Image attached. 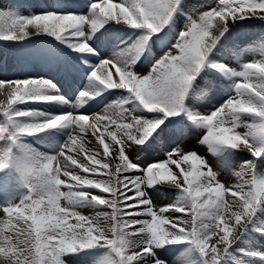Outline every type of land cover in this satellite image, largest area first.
I'll list each match as a JSON object with an SVG mask.
<instances>
[{
  "label": "snow or ice",
  "instance_id": "snow-or-ice-1",
  "mask_svg": "<svg viewBox=\"0 0 264 264\" xmlns=\"http://www.w3.org/2000/svg\"><path fill=\"white\" fill-rule=\"evenodd\" d=\"M61 7H86L87 14L0 12V41L51 36L76 54L75 65L65 70L71 74L82 66L87 79L71 96L61 95L44 77L0 79V95L6 97L0 100V116L11 126H0V140L6 142L0 148V171L14 168L25 189L19 199L0 204V264H69L80 253L96 258V264H168L159 250L170 246H184L179 264H228L230 259L238 264L233 245L252 233L264 237V173L258 171L264 162V49L261 59L242 63L239 70L223 62L221 54L238 21H264V0H219L195 18L187 15L179 29L183 0H68ZM106 25H123L136 34L124 38ZM109 43L119 51L100 58L97 47ZM142 57L151 64L146 75L136 71ZM206 70L231 81L234 94L201 114L195 98L218 87L207 73L201 76ZM110 96L116 99L102 113L76 114L89 113L93 105L84 107L89 101L99 104ZM33 104L66 105L71 111L17 107ZM189 125L206 130L201 143L214 154L251 153L253 159L235 172L236 184L225 187L204 158L178 146L166 160L143 166L126 154L133 146H163ZM56 129L67 130L68 138L51 153L23 141ZM89 133L102 146L103 158L86 151ZM80 153L86 163L78 159ZM164 185L177 189L178 196L174 204L156 209L149 190ZM100 206L106 210L95 216L77 211ZM98 249L106 251H88ZM235 251L264 261L259 250Z\"/></svg>",
  "mask_w": 264,
  "mask_h": 264
},
{
  "label": "rangeland",
  "instance_id": "rangeland-1",
  "mask_svg": "<svg viewBox=\"0 0 264 264\" xmlns=\"http://www.w3.org/2000/svg\"><path fill=\"white\" fill-rule=\"evenodd\" d=\"M83 1L85 2V0H78V2H80V3H83ZM113 1H115V0H113ZM216 1H217V3H216ZM44 2H45V4H50V7L54 6V4H55L54 7H61L62 4H67L68 0H48V1L47 0H45V1H43V0H38V1L37 0H0V12H3V13L8 12L11 15L12 14L15 15L16 13H20L23 15V14H26V12H29L30 10H33L34 8L38 7L39 4H40V6L43 5ZM115 2L118 3L119 0H116ZM218 3H219L218 0H183L185 10L178 13V18L176 20L177 29L182 28L184 23H186V16L187 15H192L193 18H195L201 12L209 10L210 7H214ZM28 4L31 6H29ZM58 9L80 11L81 13H77V14H84V12H85L84 10H86L87 8L84 7L81 9H74V8H62L61 7ZM9 23H10V21H9ZM105 27L112 28L113 33L118 34V35L125 37V38L134 37V35L136 34L134 32V30H132V29H125L124 30V28H122V27H126V26H122V25H114V26L113 25H106ZM101 31H103V30H101ZM229 31L232 33V36L230 37L229 41L226 44V47H225L223 53L221 54V60L223 62H227L230 67H233L236 70H239V68L242 64L241 63L242 59L247 58V57L252 58L255 56H259V55L261 56L260 51H261V49H264V21H259L257 19L238 21L237 24L234 25ZM50 37L51 36H48V35H38V36L33 35L24 41H9V42L0 41V62H3V64H5L6 66H7V64L9 66H13L16 64L15 62H17L16 61L17 58H19L21 60V58H20L21 55H29V53L38 55L37 56L38 58L39 57H43V58L46 57L45 59L49 60V66L46 64L47 67L45 69H42L45 71L44 73H46V79L49 81L51 80L50 77L47 76L48 75L47 71L49 72V70L54 69L55 73H56L55 75H58L55 77H59V76L61 77V78L60 77L59 78L63 82L62 85L65 87V90L77 92V90H79V88H77L76 86H84L85 87V85L87 84L86 73L83 71L82 66H77V70L74 71L73 73L69 74L65 70L66 66L69 63H73L75 65L76 54L73 53L70 49H67L65 47V45L56 41L53 37H51V38ZM109 44H107L109 47H107L106 44L105 45L103 44L104 46L101 45V46L97 47V51L100 53V58L113 57L115 55L114 53L119 51V49L116 50V48H113L114 47L113 43H112L113 45L111 43H109ZM111 45H112V48L110 47ZM104 47H107V49H105ZM165 51H167V49H165ZM153 52L156 53L157 55L162 54L158 51V49L156 47H153ZM107 53H109V54L107 55ZM257 53H259V54H257ZM150 67H151L150 62L144 61V58L142 57L141 62L136 65V71L141 75H146L148 73V71L150 70ZM38 69H40V68H38ZM59 71H61V72H59ZM74 73H75V77H74ZM206 73L209 77H211L217 81L218 87L211 94H209L207 96V99H206V97H200L199 94L197 96L198 98L196 97L197 98L196 103L198 105L197 106L198 108L195 110L199 111L201 114H209L214 106L218 107V105L222 104L224 102V100L226 101V99L229 98V95L232 94V92L230 91V84L232 83L231 81L227 80L225 77H223L219 73H213L212 70H206V72H202L201 76H205ZM8 77L11 79L13 77H15V79L18 78V76L15 74H12V75L9 74ZM113 77L115 79V76H113ZM74 79H75V82H73L71 85L65 84L66 80L74 81ZM116 92H117V96H118L120 94V91L116 90ZM0 97H2V96L0 95ZM200 98H201V100H200ZM211 99H212V101H211ZM218 100H220V101H218ZM199 101H200V103H199ZM213 103H215V104H213ZM208 104H210V105H208ZM204 105H206L205 108H204ZM32 106L34 107V109H41V112H43V111L47 110L49 104H47V107H46V104H33ZM201 107H202V109H201ZM55 112H57V111H55ZM245 118L248 119L247 117H245ZM8 127H11V126H8ZM244 130L245 129H239V131H244ZM205 134H206L205 129L191 127L189 125L188 129L185 130L183 135H179V136L174 137L172 139H166L164 141L163 146L158 145L157 147H155L156 150L154 148L145 149L144 146H133L132 148H129L126 151V154L134 162H138L141 164V166H143L144 164H147V163H156V162H161L163 160H166L167 159V155H166L167 152L171 151V149H173V148H176L178 145V147L181 148V151L183 150L182 152H185V153L195 152L200 157L204 158L207 161L208 165L211 166L212 170L216 169L217 171L222 172L224 175L223 181H225V183H231V179L229 176H232L234 174L236 182L233 181V183L236 184L238 182V178L236 177L235 172L239 170V165L243 161L253 159L251 153H249L247 151H241L240 152V151H234V150L229 149V150H225L220 155L214 154L209 150V147L207 144L201 143V139H202L203 135H205ZM40 136H39V138H37L38 144L34 143L33 146L36 149L37 148L40 149L39 151L42 153H51V152L55 151L56 148L62 143L60 141L61 138H53L51 134H48V135L47 134H41ZM46 136H48L47 139H46ZM64 136L67 138V134L66 133L63 134V138L65 141L67 139ZM51 138L53 140H55V142ZM44 140H45V142H44ZM47 140H49V142ZM46 141L48 142L47 144H46ZM30 142L32 143L31 140H29V143ZM45 144H46V146L42 147V145H45ZM56 145H57V147H55ZM49 147H50V149H48ZM162 148H163V150H162ZM235 155H237L238 157ZM74 156H76V155L74 154ZM80 156H83V157L80 158ZM78 159L84 160V155L79 154ZM84 162L86 163L87 161L84 160ZM258 166H259V164H258ZM172 171L176 172V170H173V169H172ZM2 180L5 183H3ZM22 188L23 187L19 181V174L16 172V170L14 168H8V169H5L4 171H0V204H3L9 200L14 199V198L19 199L20 198L19 192ZM92 191L94 194L99 193L98 189H94ZM176 193H178L177 189L172 188V187H168L167 185L166 186L165 185L164 186H157V188L149 190V196L152 198L153 205H155L154 207L156 209L159 208V206L164 207L168 203L170 205L174 204L176 201V198H177ZM166 194H168V195H166ZM103 195H107V194H103ZM173 196L176 198H174ZM171 198H173V199H171ZM168 200H170V201H168ZM61 204L63 206L65 204V202L61 201ZM169 204L166 206H169ZM156 205H158V206L156 207ZM88 209L89 210H87V213L89 214L90 212L93 211L90 214V216H95V213H96L95 209H97V208L91 209L88 207ZM104 210H106V209L103 207L102 211H104ZM175 214H176V216H179V214L184 215L183 213H178V214L174 213V212L168 213V215H175ZM260 215H261V219H264V213H262ZM3 218H4L3 214L0 213V220H3ZM252 237H254V239ZM252 237H247V238L242 237L241 240H239L240 242L237 241V243L233 245V249L230 250V251L236 252L235 257H237V259H238V264H253V263L264 264V261L259 260L258 257L254 258V257L248 256V255L243 256L242 253H240V252L238 253V251H235L236 249L243 248V249H256V250H259L261 252H264V246H263L264 237L259 236V234H257V233H252ZM248 242L250 244H248ZM170 247L172 250L160 249V253L162 252L161 258L167 260L168 264H179V262H178V257L180 255L179 251L182 250L184 248V246H170ZM89 251L99 252L101 255H103L106 250L98 249V250H89ZM163 253H164V255H163ZM83 255H84V253L78 254V256H80V257L76 258V260L77 259L78 260L74 264H80V262H81V264H96V258H94L93 256H86V255L83 256ZM239 258H241V259H239ZM2 259L3 258L0 257V260H2ZM253 259H255L257 262H255V260H253ZM69 264H72V263L69 262ZM228 264H234L233 260L230 259L228 261Z\"/></svg>",
  "mask_w": 264,
  "mask_h": 264
},
{
  "label": "bare ground",
  "instance_id": "bare-ground-1",
  "mask_svg": "<svg viewBox=\"0 0 264 264\" xmlns=\"http://www.w3.org/2000/svg\"><path fill=\"white\" fill-rule=\"evenodd\" d=\"M38 1V0H37ZM43 1H45V0H43ZM48 1V0H47ZM116 1V0H115ZM115 1H113V2H115ZM219 1V0H218ZM47 3V2H46ZM83 3H84V1H83ZM216 3H217V1H216ZM42 4V3H41ZM29 5V4H28ZM53 5V4H52ZM29 6H31V5H29ZM54 6H55V4H54ZM54 6H52V7H50V4H45V2L43 3V5H41L40 6V4H39V6L38 7H36V8H34L33 10H30L29 12H26V14H23L24 16H27V15H31V14H40L41 12H59V11H66V10H63V9H58V8H61V7H54ZM16 10V9H15ZM56 10V11H55ZM11 11V10H10ZM85 12H84V14L86 15L87 13H86V11H87V9L86 10H84ZM13 12V11H12ZM17 12V11H16ZM13 16H19V15H22V14H20V13H16L15 15L14 14H12ZM114 26V25H113ZM123 26V25H122ZM85 27H87V26H85ZM112 29V28H111ZM29 30H31V26H29ZM103 30V29H102ZM125 30V29H124ZM123 31V30H122ZM130 31V30H129ZM132 33V32H131ZM124 34V33H123ZM128 34V33H127ZM118 35V34H117ZM122 37V36H121ZM51 38V37H50ZM125 38V37H124ZM244 39V38H243ZM112 44V43H111ZM105 45V44H104ZM103 45V46H104ZM107 45V44H106ZM110 45V44H109ZM113 45V44H112ZM112 45L110 46L111 48H112ZM107 47H109L108 45H107ZM107 47H104L105 49H107ZM114 48V47H113ZM109 49V48H108ZM116 50H118V49H116ZM260 53H261V51H260ZM109 53H107V55H108ZM115 54V53H114ZM257 54H259V53H257ZM31 55V56H30ZM22 57H24L25 58V60L26 61H24V59H23V61H21L19 58H17L16 59V63L17 64H15V65H13V66H9L8 64H7V66L5 65V64H3V62H0V67H1V73H0V79H8V80H17V79H27V78H30V77H35V78H39V77H44L45 79H46V73H44L45 71L44 70H42V69H45L47 66H46V64L49 66V60H47V59H45V58H43V57H39L38 59H39V63H35V57L34 56H38V55H35V54H32V53H29V55H21ZM21 56H20V58H21ZM30 57V59H31V57L33 56V58H32V60H35V61H33V63L34 64H32V62H29L28 63V57ZM262 57L259 55V56H255V57H252V58H249V57H247V58H244V59H242V62L241 63H245V62H253V61H256V60H259V59H261ZM45 59V60H44ZM43 62V63H42ZM42 63V64H41ZM13 64V63H12ZM41 64V65H40ZM4 65V66H3ZM55 65V64H54ZM36 66H38V67H40V69H38V68H36ZM53 67V66H52ZM55 67V66H54ZM50 68V67H49ZM49 70V69H48ZM112 71V74H113V76H115V80H118V77L116 76V74H115V69H112L111 70ZM59 72H61V71H59ZM64 72V71H63ZM9 74H15V75H17L18 76V78L17 79H15V77H13L12 79L11 78H9L8 76H9ZM47 76H49L50 77V81H52V82H54L58 87H59V89H60V93L62 94V95H65V96H71L74 92H76V91H66L65 90V87L62 85V81H61V77L59 78V77H55V76H58V75H55L56 73H55V70L54 69H51V70H49V72L47 71ZM74 77H75V73H74ZM114 78V77H113ZM221 78V77H220ZM220 82V81H219ZM86 86V85H85ZM77 88H79V90L81 89V88H83L84 86H76ZM79 90H77V91H79ZM120 91V90H119ZM233 94V93H232ZM104 95H107V93H104ZM2 97H0L1 99L0 100H5L6 99V97L5 96H3V95H1ZM198 96V95H197ZM201 97V96H200ZM116 97L115 96H110L109 97V100H107V101H104L103 103H99V104H96L95 103V101H89L88 102V104H85L84 105V107L85 108H88L89 107V104H92L93 106L91 107V108H89V113H83V109H81V110H77V112H76V114H89V115H91V114H99V113H102L103 112V110H104V108H105V104H107V103H111V100H114ZM198 98V97H197ZM197 98H195V99H197ZM217 98V97H216ZM97 100H99L100 99V97H97L96 98ZM205 99V98H204ZM206 99H207V97H206ZM209 99V98H208ZM200 100H201V98H200ZM217 100V99H216ZM227 100V99H226ZM211 101H212V99H211ZM218 101H220V100H218ZM217 101V102H218ZM225 101V100H224ZM197 102V101H196ZM205 102V101H204ZM209 102V101H208ZM199 103H200V101H199ZM207 103V102H206ZM219 103V102H218ZM211 104V103H210ZM210 104H208V105H210ZM213 104H215V103H213ZM35 106V105H34ZM198 106V105H197ZM200 106V105H199ZM202 106V105H201ZM205 106L206 105H204V108H205ZM219 106V105H218ZM17 107H19L20 109H26V108H33L34 109V107L32 106V105H18ZM46 107H47V104H46ZM45 108V107H44ZM43 108V109H44ZM201 109H202V107H201ZM36 110H39V111H41V109H36ZM67 110H69V111H71V108L70 107H68V106H66V105H59V104H49V106H48V108H47V110H45V111H43L44 113H52V114H56V113H62L63 111H67ZM55 111H57V112H55ZM202 112V111H201ZM10 126L8 123H7V121L2 117V116H0V126H3V127H8V126ZM67 134V130H61V129H56V130H53V132L52 133H43V134H51L52 135V137L53 138H61L60 139V141L61 142H63L64 141V138H63V134ZM97 135H99V133H97ZM106 135V134H105ZM41 137V136H40ZM47 137L48 136H46V139H47ZM65 137V136H64ZM37 138H39V136H36V137H25V138H23V141L26 143V144H28V145H30V146H32V147H34L33 146V144L34 143H36V144H38L37 143V141H38V139ZM66 138V137H65ZM68 138V137H67ZM66 138V139H67ZM49 139V138H48ZM52 139V138H51ZM29 140H31L32 141V143L30 142L29 143ZM50 140V139H49ZM49 140H47L48 142H49ZM53 140V139H52ZM46 141V144L48 143ZM54 142H55V140H53ZM42 142V141H41ZM44 142H45V140H44ZM52 142V141H51ZM53 142V143H54ZM57 142V141H56ZM60 142V143H61ZM169 142V141H168ZM166 143V142H165ZM170 143V142H169ZM46 144L45 145H42V147L44 146H46ZM83 144H84V147H85V149H86V151L87 152H93V147H95V146H97L98 145V141H96L95 140V138H93L92 136H91V133H89L87 136H85L84 137V141H83ZM6 145V142L5 141H3V140H0V148H3L4 146ZM172 145V144H171ZM176 145V144H175ZM52 146V145H51ZM173 146V145H172ZM178 146V145H177ZM38 147V146H37ZM55 147H57V145L55 146ZM176 147V146H175ZM35 148V147H34ZM180 148V147H179ZM36 149V148H35ZM48 149H50V147L48 148ZM155 149V148H154ZM37 150H40V149H38L37 148ZM52 150V149H51ZM156 150V149H155ZM158 150V149H157ZM172 150V149H171ZM180 150H181V148H180ZM183 151V150H182ZM152 152V151H151ZM241 152V151H240ZM74 154L76 155V153L75 152H73L72 153V155L74 156ZM84 155L85 156V153H80V155ZM143 154V153H142ZM238 155V154H237ZM237 155H235V156H237ZM75 157V156H74ZM81 157H83V156H80V158ZM238 157V156H237ZM97 158H103L101 155L99 156V157H97ZM142 158V157H141ZM170 167H171V169H173V170H176V172L177 171H179L176 167H175V165H170ZM220 170V169H219ZM215 173H216V176H217V180L220 182V183H222V184H224V186L225 187H231L232 185H234L235 183H233V181H235V177H234V174L232 175V176H229L230 177V179H231V183H225V181H223L224 180V175H223V173L222 172H219V171H217L216 169H214L213 170ZM258 171L259 172H262V173H264V163L263 162H261V163H259V166H258ZM226 173V172H225ZM228 175V174H227ZM227 178V177H226ZM61 179H65L63 176H61ZM237 180V179H236ZM2 182H3V180H2ZM230 182V181H229ZM236 182V181H235ZM3 183H5V182H3ZM4 185V184H3ZM166 186V185H165ZM161 188V187H160ZM62 191H65L66 189H64L63 187H62V189H61ZM168 190V189H167ZM159 191V190H158ZM163 191V190H162ZM176 191V190H175ZM24 192H25V189L24 188H22L21 190H20V197L24 194ZM177 192V191H176ZM167 193V192H166ZM169 193V192H168ZM173 194V193H172ZM177 194V196H178V193H176ZM175 194V195H176ZM166 195H168V194H166ZM174 197V196H173ZM170 198V197H169ZM174 198H176V197H174ZM168 199V198H167ZM171 199H173V198H171ZM63 201V200H62ZM168 201H170V200H168ZM65 202V201H64ZM160 203V202H159ZM167 203V202H166ZM173 203V202H172ZM169 204V203H168ZM168 204H166V205H168ZM62 205V204H61ZM162 205V204H161ZM165 205V206H166ZM170 205V204H169ZM172 205V204H171ZM155 206V205H154ZM158 205H156V207H157ZM90 208V207H89ZM102 206H100V207H98L97 209H95L96 210V212L97 211H102ZM159 208H160V206H159ZM159 208H157V209H159ZM92 209V208H91ZM87 210H89L88 209V207L86 208V207H84V208H80V209H77V211H79L81 214H83V215H86V216H90V214L93 212H90L89 214L87 213ZM91 211V210H90ZM89 212V211H88ZM87 213V214H86ZM175 213V212H174ZM96 214V213H95ZM178 214V213H177ZM180 215V214H179ZM175 216H176V214H175ZM102 219V218H101ZM0 226L1 227H3V225L2 224H0ZM255 236V235H254ZM260 236V235H259ZM252 241V240H251ZM240 242V241H239ZM246 242V241H245ZM248 244H250L249 242H248ZM260 245V244H259ZM258 245V246H259ZM263 246H264V244H263ZM261 247V246H260ZM177 248V247H176ZM183 248V247H182ZM89 251V250H88ZM160 251V250H159ZM162 253V252H161ZM236 253V252H235ZM238 253H239V251H238ZM237 253V254H238ZM168 254V253H167ZM163 255H164V253H163ZM236 255V254H235ZM84 256V255H83ZM238 256V255H237ZM244 256V255H243ZM78 257H80V256H78ZM165 257V256H164ZM257 258V257H256ZM239 259H241V258H239ZM78 260V259H77ZM77 260H76V258L75 259H73V260H70L69 262L70 263H72V264H74V263H76L77 262ZM82 260V259H81ZM80 260V261H81ZM253 260H255V259H253ZM255 262H257L256 260H255ZM263 263V262H262ZM80 264H81V262H80ZM253 264H255V263H253ZM260 264V263H259Z\"/></svg>",
  "mask_w": 264,
  "mask_h": 264
}]
</instances>
